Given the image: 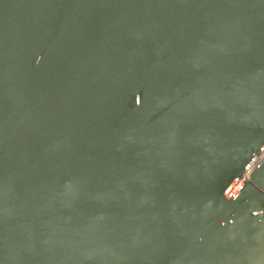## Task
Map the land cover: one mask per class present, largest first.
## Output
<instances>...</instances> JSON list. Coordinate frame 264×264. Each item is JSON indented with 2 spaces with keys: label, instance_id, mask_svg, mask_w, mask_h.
<instances>
[{
  "label": "water",
  "instance_id": "1",
  "mask_svg": "<svg viewBox=\"0 0 264 264\" xmlns=\"http://www.w3.org/2000/svg\"><path fill=\"white\" fill-rule=\"evenodd\" d=\"M264 0H0V264H264Z\"/></svg>",
  "mask_w": 264,
  "mask_h": 264
},
{
  "label": "built area",
  "instance_id": "2",
  "mask_svg": "<svg viewBox=\"0 0 264 264\" xmlns=\"http://www.w3.org/2000/svg\"><path fill=\"white\" fill-rule=\"evenodd\" d=\"M264 154V150L261 152V156H259L257 159H255L251 164L250 166L246 169L244 175H242V177H240L232 187H230V191L228 190L227 193L228 195L227 196H232L236 190L241 186V184L248 180L249 179V175L250 173L252 172V170L256 167V165H258V163L260 162L261 158H262V155Z\"/></svg>",
  "mask_w": 264,
  "mask_h": 264
},
{
  "label": "bare ground",
  "instance_id": "3",
  "mask_svg": "<svg viewBox=\"0 0 264 264\" xmlns=\"http://www.w3.org/2000/svg\"><path fill=\"white\" fill-rule=\"evenodd\" d=\"M233 185H234V184H233ZM233 185H232V186H233ZM230 190H231V189H229V191H230ZM227 195H228V193H227Z\"/></svg>",
  "mask_w": 264,
  "mask_h": 264
}]
</instances>
